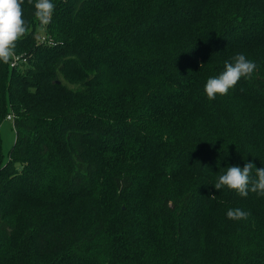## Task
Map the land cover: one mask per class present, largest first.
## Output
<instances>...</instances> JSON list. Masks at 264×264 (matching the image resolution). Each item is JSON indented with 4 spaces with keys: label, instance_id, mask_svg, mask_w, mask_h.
<instances>
[{
    "label": "trees",
    "instance_id": "1",
    "mask_svg": "<svg viewBox=\"0 0 264 264\" xmlns=\"http://www.w3.org/2000/svg\"><path fill=\"white\" fill-rule=\"evenodd\" d=\"M52 2L0 63V264H264V196L214 188L264 167V0Z\"/></svg>",
    "mask_w": 264,
    "mask_h": 264
},
{
    "label": "clouds",
    "instance_id": "2",
    "mask_svg": "<svg viewBox=\"0 0 264 264\" xmlns=\"http://www.w3.org/2000/svg\"><path fill=\"white\" fill-rule=\"evenodd\" d=\"M23 3L24 0H0V63L9 64L15 60L17 43L29 31L23 18ZM34 8V15L39 23L48 25L55 10L52 0H36ZM256 69L257 64L244 54H237L232 58V62L225 61L224 70L218 76L210 77L204 86L207 98L214 100L217 95H227L241 78L251 79ZM224 187L235 191L241 197H247L249 192L264 196V167L257 169L252 162L245 163L243 168L227 167L226 172L219 176L214 185L217 190ZM249 215V212L239 208L229 209L226 213L230 220L247 219Z\"/></svg>",
    "mask_w": 264,
    "mask_h": 264
},
{
    "label": "rangeland",
    "instance_id": "3",
    "mask_svg": "<svg viewBox=\"0 0 264 264\" xmlns=\"http://www.w3.org/2000/svg\"><path fill=\"white\" fill-rule=\"evenodd\" d=\"M39 37L44 38L42 27L39 29ZM15 141V133L12 129V120L5 118L0 124V146L2 152V161L7 162L8 154L11 151Z\"/></svg>",
    "mask_w": 264,
    "mask_h": 264
},
{
    "label": "built area",
    "instance_id": "4",
    "mask_svg": "<svg viewBox=\"0 0 264 264\" xmlns=\"http://www.w3.org/2000/svg\"><path fill=\"white\" fill-rule=\"evenodd\" d=\"M16 61L17 59H15V61L11 64V66H14L15 63H17ZM7 119L12 120V116L11 115L7 116Z\"/></svg>",
    "mask_w": 264,
    "mask_h": 264
}]
</instances>
